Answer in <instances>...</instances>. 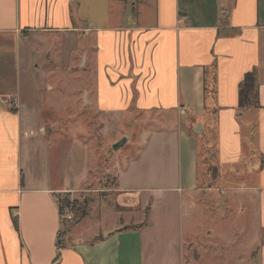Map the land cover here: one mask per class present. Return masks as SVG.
Returning a JSON list of instances; mask_svg holds the SVG:
<instances>
[{
	"label": "crops",
	"instance_id": "obj_1",
	"mask_svg": "<svg viewBox=\"0 0 264 264\" xmlns=\"http://www.w3.org/2000/svg\"><path fill=\"white\" fill-rule=\"evenodd\" d=\"M150 2L129 11L124 0H0V264H264V0ZM44 32L72 38L86 59L93 50L89 107L135 112L140 144L110 171L114 218L92 233L72 225L58 260V194L88 181L68 177L60 158L52 165L35 72L45 49L30 39ZM253 69L259 105L242 109L239 85ZM213 123L218 184L206 187L199 143ZM216 191L236 203L246 235L220 237L237 254L191 257L192 213Z\"/></svg>",
	"mask_w": 264,
	"mask_h": 264
},
{
	"label": "rangeland",
	"instance_id": "obj_2",
	"mask_svg": "<svg viewBox=\"0 0 264 264\" xmlns=\"http://www.w3.org/2000/svg\"><path fill=\"white\" fill-rule=\"evenodd\" d=\"M124 1L127 2L129 11L135 7L142 8L144 4L151 6L150 0L143 2L140 0L139 3L137 0ZM115 4L116 1L112 6L114 7ZM38 34V36H30V39L32 43H41L45 49L42 51L43 56L35 72L40 82L42 104L45 105V111L41 116L47 124V133L51 140L52 165L55 166L56 159L60 158L68 177H73L76 181H88L84 191L78 194L64 192L58 196L60 201H66L68 198L71 207L77 208L78 204L87 203L90 211L94 210L90 216L77 223L63 222L64 242L66 232L72 229V225H77L76 231L92 233L98 228L102 218L107 221L114 218L117 209L115 205L109 204L116 180L110 171L114 168L118 157L136 155L140 144L137 140V123L133 118L135 112L123 113L119 116L103 115L97 109L89 107L87 88L92 90L94 82L93 50L89 51L86 59L84 49L75 50L72 38H68L65 42L56 34L46 32ZM158 120L157 118V122L147 123L146 127L159 125ZM105 124L104 130L102 127ZM121 134L128 137V142L119 150H114L113 144L124 137L118 138ZM199 145L200 183L206 187L217 185L216 164L221 154L214 123L209 132L200 139ZM206 195L208 200L212 201L208 204L206 201L207 206L205 203L200 204V213L194 215L192 213L191 230L187 232V237L194 244H192L193 248L187 246V253L192 257L196 250L206 259V256L212 253L208 249L213 247L212 250L218 248L217 250L225 253V256L237 254L234 249L229 250L224 247L221 249L220 237L235 236L240 240V236L246 235L243 231L244 227H247L242 223L243 214L237 209L236 203L230 204V196L224 193L218 195L217 191ZM235 220H237L236 224Z\"/></svg>",
	"mask_w": 264,
	"mask_h": 264
},
{
	"label": "trees",
	"instance_id": "obj_3",
	"mask_svg": "<svg viewBox=\"0 0 264 264\" xmlns=\"http://www.w3.org/2000/svg\"><path fill=\"white\" fill-rule=\"evenodd\" d=\"M257 76H258L257 69H253L252 71L246 73L244 79L241 81L239 85V107L242 109H251L259 105ZM58 203L61 214L63 213L65 208L71 207L68 198H66V201L64 200L60 201L58 196ZM71 211L74 214L73 218L71 220L64 219L63 221L77 223L78 221L82 220L90 213V208L88 207L87 203H85L84 205L78 204L77 208L72 206ZM63 244L64 243H63L62 233H60L57 243L59 249L57 260L59 259L60 256V249L64 247Z\"/></svg>",
	"mask_w": 264,
	"mask_h": 264
},
{
	"label": "water",
	"instance_id": "obj_4",
	"mask_svg": "<svg viewBox=\"0 0 264 264\" xmlns=\"http://www.w3.org/2000/svg\"><path fill=\"white\" fill-rule=\"evenodd\" d=\"M128 142V137L124 136L119 141L113 144L114 150H119L121 147H123Z\"/></svg>",
	"mask_w": 264,
	"mask_h": 264
},
{
	"label": "built area",
	"instance_id": "obj_5",
	"mask_svg": "<svg viewBox=\"0 0 264 264\" xmlns=\"http://www.w3.org/2000/svg\"><path fill=\"white\" fill-rule=\"evenodd\" d=\"M61 215H62V219H65V220H71L74 216L73 212L71 211V207L65 208V210L63 211Z\"/></svg>",
	"mask_w": 264,
	"mask_h": 264
}]
</instances>
